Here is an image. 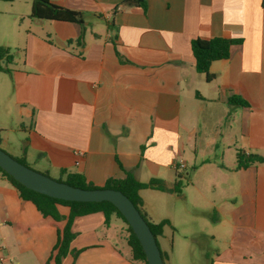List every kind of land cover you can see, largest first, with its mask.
Returning <instances> with one entry per match:
<instances>
[{
	"label": "crops",
	"instance_id": "1",
	"mask_svg": "<svg viewBox=\"0 0 264 264\" xmlns=\"http://www.w3.org/2000/svg\"><path fill=\"white\" fill-rule=\"evenodd\" d=\"M123 1L50 0L82 14L77 42L78 24L29 18L32 0H0V46L14 54L0 72V144L16 134L15 159L95 187L131 174L170 189L197 171V200L224 232H198L222 241L211 264H264V164L235 169L238 153L264 157V0ZM197 38L239 41L211 63L210 82L194 68ZM189 183L179 194L141 190L147 217L174 227ZM57 211L59 222L42 217L0 177V222L24 264L47 263L69 213ZM108 230L102 213L75 218L61 264H140Z\"/></svg>",
	"mask_w": 264,
	"mask_h": 264
},
{
	"label": "trees",
	"instance_id": "2",
	"mask_svg": "<svg viewBox=\"0 0 264 264\" xmlns=\"http://www.w3.org/2000/svg\"><path fill=\"white\" fill-rule=\"evenodd\" d=\"M1 1L11 2L13 0ZM141 3L142 0H125L123 1L122 5ZM29 18L44 21L68 22L78 24L81 27V31L79 37L77 38V42L83 40L85 27L82 19V14L80 12L57 6L51 3L50 0H32ZM236 44H239V41L227 40L222 38H211L208 40L197 38L192 40L190 45L193 54L195 70L198 73L204 75L207 82H210L213 79V76L208 74V69L211 63L227 59L229 57L231 46ZM13 61V51L9 48L0 46V72L10 73V69L8 68V66L11 65ZM229 103H238L241 105L246 104L243 101L235 98H231L229 100ZM13 159L29 168V166L24 161L15 158ZM255 164H264V157L254 154L245 155L243 153H238L236 157L235 169H245ZM62 175H65L64 181H56L65 183L75 188L83 190L102 188L121 192L131 201V203L143 217L152 235L154 236L157 245L158 239L162 237L163 230L166 226L169 225V222L167 220H163L158 223L152 222L142 209L143 203L139 192L141 190L152 189L160 191H171L173 193L179 194L184 186L183 179L184 177H187V175L183 176L177 174L172 187L170 189H167L166 185L162 181L153 179L148 183H141L137 181L131 174H126L125 178L121 180L108 179L102 187H95L87 183L84 180L83 176L77 173H66L65 171H62ZM0 177L4 178L15 189L21 201L30 202L44 218L48 217L51 218L54 222H59L63 217H61V215L57 211V207L63 206L69 209V213L66 218V224L62 231H57V240L46 264H49L50 261L53 264H61L62 259L68 255L70 243L74 238V234L71 232V225L73 220L77 217L95 213L103 214L106 226L110 224L112 217L120 219L126 225L127 234L125 239L128 247L130 248L132 260L140 264H146L144 252L136 236L133 234L129 225L112 204L108 202L79 203L57 200L25 188L1 169ZM160 253L164 262V258L166 257H164L161 251ZM73 255L75 256V254Z\"/></svg>",
	"mask_w": 264,
	"mask_h": 264
},
{
	"label": "rangeland",
	"instance_id": "3",
	"mask_svg": "<svg viewBox=\"0 0 264 264\" xmlns=\"http://www.w3.org/2000/svg\"><path fill=\"white\" fill-rule=\"evenodd\" d=\"M3 5L5 4L0 2V6ZM1 139H3V144H0V150L11 158H18L17 135L13 133L2 134ZM5 140H7L6 144H4ZM29 168L32 169L33 167ZM186 173L187 177L183 179L182 190L189 182L190 185H195V188L183 191L185 195V199L182 200L184 213L176 219L174 227L165 228L163 236L158 239V246L166 257L164 264H211L217 250L223 248L222 241L219 239L212 241L207 236L201 237L198 232L213 233L217 236L221 234L222 229L213 222L217 215L212 212V209L205 207L197 200V171L193 172L188 169L182 174L186 175ZM52 176L49 178L55 181L60 178L56 174ZM108 232L115 235V243L121 242L123 241L121 239H124L127 234L126 225L120 219L113 217ZM222 233L224 234L223 231ZM5 242H7V252H5ZM0 258L4 261L1 264H24V257L17 252L13 236L9 230L3 228L1 222Z\"/></svg>",
	"mask_w": 264,
	"mask_h": 264
},
{
	"label": "water",
	"instance_id": "4",
	"mask_svg": "<svg viewBox=\"0 0 264 264\" xmlns=\"http://www.w3.org/2000/svg\"><path fill=\"white\" fill-rule=\"evenodd\" d=\"M0 169L25 188L57 200L79 203L112 204L136 236L145 255L146 264H164L160 249L149 227L131 201L111 189L83 190L52 180L11 158L0 150Z\"/></svg>",
	"mask_w": 264,
	"mask_h": 264
},
{
	"label": "built area",
	"instance_id": "5",
	"mask_svg": "<svg viewBox=\"0 0 264 264\" xmlns=\"http://www.w3.org/2000/svg\"><path fill=\"white\" fill-rule=\"evenodd\" d=\"M185 168V166H184V164L183 163H179V164H176L175 165V169L176 170H179V169H184ZM2 258H0V262H2Z\"/></svg>",
	"mask_w": 264,
	"mask_h": 264
}]
</instances>
